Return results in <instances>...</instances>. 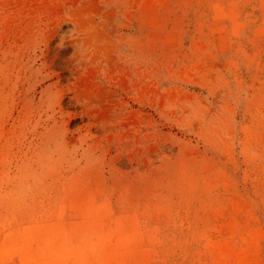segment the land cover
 Here are the masks:
<instances>
[{"label": "rangeland", "instance_id": "374dc122", "mask_svg": "<svg viewBox=\"0 0 264 264\" xmlns=\"http://www.w3.org/2000/svg\"><path fill=\"white\" fill-rule=\"evenodd\" d=\"M0 264H264V0H0Z\"/></svg>", "mask_w": 264, "mask_h": 264}, {"label": "bare ground", "instance_id": "6f19581e", "mask_svg": "<svg viewBox=\"0 0 264 264\" xmlns=\"http://www.w3.org/2000/svg\"><path fill=\"white\" fill-rule=\"evenodd\" d=\"M237 230V229H236ZM251 247V246H250ZM251 249V248H250ZM249 251H251V250H249ZM253 251V250H252ZM242 257V256H241Z\"/></svg>", "mask_w": 264, "mask_h": 264}]
</instances>
